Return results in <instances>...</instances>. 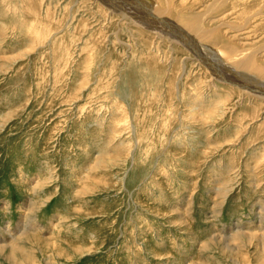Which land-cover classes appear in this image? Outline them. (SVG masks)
Masks as SVG:
<instances>
[{
    "label": "rangeland",
    "instance_id": "374dc122",
    "mask_svg": "<svg viewBox=\"0 0 264 264\" xmlns=\"http://www.w3.org/2000/svg\"><path fill=\"white\" fill-rule=\"evenodd\" d=\"M103 1L0 0V264H264V0Z\"/></svg>",
    "mask_w": 264,
    "mask_h": 264
},
{
    "label": "bare ground",
    "instance_id": "6f19581e",
    "mask_svg": "<svg viewBox=\"0 0 264 264\" xmlns=\"http://www.w3.org/2000/svg\"><path fill=\"white\" fill-rule=\"evenodd\" d=\"M100 2H102L103 0H99ZM109 1H112V0H109ZM123 1V0H122ZM104 2V1H103ZM114 2H116L117 4H119V6H122V2L120 1V0H114ZM126 3V2H125ZM104 4H106V3H104ZM110 5H111V7L113 6L111 3H109ZM108 5V4H107ZM112 8H115V7H112ZM131 10V9H130ZM137 10V9H136ZM133 11V10H132ZM119 12L120 11H117L116 13L117 14H119ZM125 12L128 14V15H130V16H133L136 20L135 21H137L141 26H146V24L145 23H142V22H140L139 20H137L138 18H137V16H135L134 14H132L130 11H128V10H126L125 9ZM158 12V15H159V17L158 16H153V17H155L156 19H157V21H158V19L160 18V19H162V17L163 16H165V15H163V14H165V13H163V12H161V11H157ZM137 13H139V11H137ZM121 16H122V18H124V19H127L128 17L124 14V13H122V14H120ZM119 15V16H120ZM161 15H163V16H161ZM166 19V18H165ZM146 20H148V19H144V17L142 18L141 17V21H146ZM164 20V19H163ZM163 20H162V22H163ZM156 21V20H155ZM161 21V20H160ZM151 22H153V21H151ZM184 24H185V27H187V29L189 28L190 29V31H193L194 32V34L195 35H197V36H199L200 34H201V30L200 29H198V27L200 26V22H198L197 20H195L194 19V21H192L191 23H185V22H183ZM137 25V24H136ZM137 26H139V25H137ZM150 29L151 30H154L155 31V33L157 34V35H159L160 37H166V38H168L169 39V37H168V33H167V31H165V33L163 32V30L164 29H162V28H160V27H155L154 25H151L150 24ZM171 32V31H170ZM174 33V32H173ZM176 36V35H175ZM183 38V37H182ZM175 39H176V37H175ZM174 39V40H175ZM188 39V38H187ZM177 40V39H176ZM175 40V41H176ZM179 40H181V39H179ZM178 41V40H177ZM184 41V40H183ZM189 41V40H188ZM179 42V41H178ZM190 42V41H189ZM226 55V54H225ZM200 60V59H199ZM256 61V60H255ZM223 62V61H222ZM225 62H223L222 64H224ZM240 65H241V67H240ZM239 65V69H237L238 71H240V69H245V70H249V68L251 69V68H254L256 71H258L259 73H261L262 74V70L263 69H261V68H259V66L258 65H255V66H258V67H255L254 66V60H253V57H250V58H247L245 61H243V62H241V64ZM230 66V65H229ZM236 68H237V66H236ZM210 70V69H209ZM229 70V69H228ZM233 70V69H232ZM231 70V68H230V72H232V75L234 76H236V77H239L240 76V78L241 79H245V77H246V75L247 74H245V73H239L238 71H236V70H234V72ZM211 71H213V70H211ZM251 71V70H250ZM214 72V71H213ZM230 72H229V74H230ZM246 73H247V71H245ZM236 73H238V74H236ZM258 74V73H257ZM222 75H223V73H222ZM225 75V74H224ZM215 77L216 78H218L219 77V75L218 74H216L215 73ZM223 77V76H222ZM235 78V77H234ZM219 79V78H218ZM229 79V78H228ZM231 79V78H230ZM254 79V78H253ZM234 80H236V79H234ZM237 80H238V78H237ZM247 80H249V83H251V80H252V78H250L249 76H247ZM256 82V81H255ZM235 83V82H234ZM249 83H244V84H242V86H240L241 87V90H242V94L244 95V96H249V97H255V98H257V99H259V100H262V101H264V91H260V90H257V89H255V90H253V89H251V85H249ZM257 83V85L258 86H260V88H262V90L264 89V86H262V85H259V84H262L261 82H256ZM238 84V83H237ZM240 84V83H239ZM253 84V83H252ZM213 85H215L214 83H213ZM250 88H249V87ZM216 88V87H215ZM253 88H255L254 86H253ZM258 88V87H257ZM255 91H257V93L255 92ZM24 236V235H23ZM22 236V237H23ZM4 248V247H3Z\"/></svg>",
    "mask_w": 264,
    "mask_h": 264
},
{
    "label": "water",
    "instance_id": "95a60500",
    "mask_svg": "<svg viewBox=\"0 0 264 264\" xmlns=\"http://www.w3.org/2000/svg\"><path fill=\"white\" fill-rule=\"evenodd\" d=\"M138 1H140V0H138ZM115 10H121V8L119 9V8H117V7H115ZM122 11V10H121ZM209 65V64H208ZM210 67H212V65H209ZM213 69V68H212ZM214 70V69H213Z\"/></svg>",
    "mask_w": 264,
    "mask_h": 264
}]
</instances>
